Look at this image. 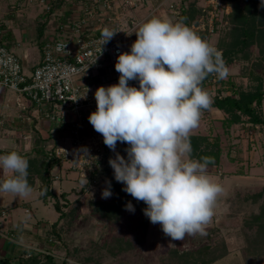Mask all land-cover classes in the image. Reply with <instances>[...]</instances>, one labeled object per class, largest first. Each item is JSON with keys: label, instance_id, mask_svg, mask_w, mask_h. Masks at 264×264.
Segmentation results:
<instances>
[{"label": "rangeland", "instance_id": "rangeland-1", "mask_svg": "<svg viewBox=\"0 0 264 264\" xmlns=\"http://www.w3.org/2000/svg\"><path fill=\"white\" fill-rule=\"evenodd\" d=\"M246 1H130L138 2L137 6L116 1L114 8L106 11L93 0H0V21L5 29L4 44L14 49L24 70L30 73L42 58L37 30L47 15L55 23L72 17L79 18L84 11L91 10L94 16L90 18V28L94 32L95 28L100 27L114 28L118 32L130 30V46L136 40L135 32L138 27L152 17L168 18L173 22L183 19L186 25L217 48L223 56L224 50L231 47V38L227 32L233 26L231 17L234 6L238 2L245 8L248 5ZM50 6L51 10L48 11ZM100 31L98 29L97 32ZM260 48L255 42L251 45L250 59H234L229 64L225 62L229 69L227 78L218 79L215 75H210L211 81L203 88L209 91L213 101L216 96L229 94L231 88L248 91L257 88L259 82L264 84V52ZM17 97V92L0 85V106L12 116L21 110ZM216 109L212 106L205 111L198 128L191 133L210 134L212 143L218 137L221 148L220 163L208 165L207 172L224 186L225 193L219 198L216 215L207 226L206 235L197 234L186 236L183 241H173L164 235L159 224L153 225L149 221L142 208H135L134 213L127 211L125 205L136 200L123 191L124 185L115 180L113 169L109 167L103 169L101 174L94 175L91 180L81 177L79 173L70 172L74 176V179H70L77 183L74 186L68 181L61 184L69 188V192L64 193L72 195L70 198L60 196L62 193L56 194L60 198L61 210L65 213L55 227L56 233L52 230L60 212L55 208L53 197H48L47 201L50 202H46L39 194H31L25 198L2 192L1 204L16 219H27L36 228L39 227V220L44 221L43 228L39 227L38 231L30 230V238L35 240L37 236L39 240L29 242L26 249L32 255L41 252L42 261H45L42 264H46L44 255L47 250L58 262L68 258L70 264H196V259L209 257V251L203 252L201 248L211 242V234L212 242H224L226 246V251L221 247L215 252L225 253V256L212 264H253L254 260L256 263L262 261L264 198L252 195L264 191V125L248 131L242 124H235L230 131H226L221 123L225 114ZM262 111L264 116V102ZM31 112L32 110L30 115ZM62 120L60 115L53 120L51 130H54V134L64 130ZM35 124L36 122L30 131L36 129ZM3 137L0 136L1 145H9L14 141ZM208 147L211 148L209 145ZM119 154L122 156V152ZM59 165H64L66 172L63 179H68V171L72 170L68 168V164L60 162ZM52 174L50 188L58 191L60 188L57 185L54 188L53 181L60 177ZM106 188L112 193L107 199L102 198V191ZM121 191L129 198L126 203ZM99 202L114 204L112 209H108L113 213L98 210ZM27 204L32 209L30 215L25 211ZM93 207L97 209L95 213H92ZM213 228H218L219 232L211 231ZM46 246L48 249L45 250Z\"/></svg>", "mask_w": 264, "mask_h": 264}, {"label": "clouds", "instance_id": "clouds-1", "mask_svg": "<svg viewBox=\"0 0 264 264\" xmlns=\"http://www.w3.org/2000/svg\"><path fill=\"white\" fill-rule=\"evenodd\" d=\"M116 33L105 27L104 43ZM135 35L130 51L117 56L118 83L96 89L88 121L113 152L118 142L128 145L127 158L116 152L108 162L123 191L146 205L143 213L153 225L173 241L206 235L225 188L207 172L213 158H191L190 136L213 105L202 82L209 75L225 79L229 69L222 53L183 19L154 16ZM133 80L138 88L130 86ZM28 168L19 151L0 154L6 176L0 192L29 197ZM111 195L108 188L102 191V198ZM125 208L135 211L131 202Z\"/></svg>", "mask_w": 264, "mask_h": 264}, {"label": "built area", "instance_id": "built-area-1", "mask_svg": "<svg viewBox=\"0 0 264 264\" xmlns=\"http://www.w3.org/2000/svg\"><path fill=\"white\" fill-rule=\"evenodd\" d=\"M116 1L133 3L132 6L139 4L130 2L133 0H93L106 11H111ZM93 16V11L86 10L79 18L72 17L67 21L53 23L50 18L42 58L30 73L24 70L14 49L4 44L5 29L0 21V85L18 93L17 101L21 109L12 116L0 106V136L11 134V126L30 122L36 116L34 112L49 121L60 115L70 142L68 145L49 146L46 155L58 160L59 164H68L72 172L88 180L109 168V159L115 158L116 152L124 149L120 142L115 152L109 149L103 143V137L89 123L88 116L96 110V89L118 83L119 73L115 70L117 56L130 51V30L118 32L111 28L117 33L104 43L103 28H95V32L90 28ZM98 29L101 31L97 32ZM129 84L139 87L135 80L129 81ZM29 107H34L31 115ZM23 137L28 138L27 134ZM42 252L45 253V250ZM30 253L28 250L25 256L31 257Z\"/></svg>", "mask_w": 264, "mask_h": 264}, {"label": "trees", "instance_id": "trees-1", "mask_svg": "<svg viewBox=\"0 0 264 264\" xmlns=\"http://www.w3.org/2000/svg\"><path fill=\"white\" fill-rule=\"evenodd\" d=\"M247 6H240L237 2L234 6V12L232 13V23L233 26L227 32L231 38L230 49L224 50V55L222 56L226 64L232 63L234 59H250L252 56L251 45L255 42L261 47L260 49L264 52V3L262 0H247ZM245 10V11H244ZM48 18V15H47ZM41 23L38 26L37 37L38 44L40 47V52L42 55V46L45 43V32L48 24L49 18ZM186 20V19H185ZM229 28V27H228ZM228 30V29H227ZM211 76L209 75L203 82L202 87L206 86L209 81H211ZM264 102V84L259 82L258 87L254 90H239L231 88L229 94H223L222 96H216L213 101L214 107L220 109L224 112L225 117L221 121L222 126L225 127L226 131H230V128L235 124H242L246 130H253L259 126L264 125V116L262 111V105ZM191 158L200 159L201 157H211L214 160V163L209 165H218L221 160V148L219 144V138L216 137L213 143L210 138V134H191ZM211 146V148L208 147ZM124 149H122V156L127 158L126 148L127 144L123 143ZM212 146H214L212 148ZM59 163L58 160L49 158L44 152H40L34 158H30V164L28 171L30 174H37L39 180L44 184L45 189L41 192L42 198L44 200L48 197H53L55 199V208L60 212V217L54 224V233H56L55 227L58 225L60 219L65 216V213L61 210L60 198L54 193L50 188L53 176L50 174L51 169ZM29 182V181H28ZM32 187L34 186L33 182L29 183ZM115 186H120V184H114ZM264 190V189H263ZM122 196L124 197V202L128 201V197L123 191H121ZM60 196L67 198L66 193H62ZM253 197L264 198V191L257 194H253ZM134 208L144 209L146 205L142 202H132ZM98 206V204H97ZM114 204L110 202H99L98 210L112 209ZM94 207L92 208V213H95ZM107 213H113V211L108 210ZM120 213V212H118ZM211 231L219 232L218 228H213ZM51 233V231H49ZM209 235V234H208ZM59 236V235H58ZM210 243L204 245L201 249L203 252H208L209 257L195 260L196 264H212L217 260L225 256V253L215 254L217 249L223 248L226 251V246L224 242H212L213 238L211 234L209 235ZM49 241V240H46ZM48 249V246L45 247V250ZM41 252L34 253L30 258L21 257L18 264H42L45 261H42ZM44 255V254H43ZM46 258V264H70L68 258L63 259L61 262H58L51 252L47 250V253L44 255ZM251 263L250 261H247ZM0 264H14L12 257H3L0 258ZM253 264H264V259L258 263L253 261Z\"/></svg>", "mask_w": 264, "mask_h": 264}, {"label": "crops", "instance_id": "crops-1", "mask_svg": "<svg viewBox=\"0 0 264 264\" xmlns=\"http://www.w3.org/2000/svg\"><path fill=\"white\" fill-rule=\"evenodd\" d=\"M33 109L34 107H32L31 109L29 107V110L33 111ZM216 110L222 114V111L220 109L217 108ZM34 114L36 115L35 116L36 119L32 118L30 122H26V124H23L21 126L19 125L11 126V129L13 128L11 131V134L5 135L4 137L5 139L12 138L14 139V141L12 142V144H9V145H6L5 143L1 145L0 143V153L1 154H5L15 149L19 151L22 155H24L28 159V162L30 164V158H34L40 152H44V154H46V150L49 146L69 144L70 137L67 131L65 130L57 131L56 134H54L53 133L54 130H51L54 121L46 120L45 118L38 116L36 112H34ZM34 122H36L35 127L37 130L35 129L34 131L33 130L30 131L31 128H33L32 125H34ZM23 134H27L28 138L25 139L23 137ZM30 135H31V138H30ZM63 166L57 164L50 171V173H54L60 176L58 180L53 181L54 188H55V185H57V187L60 188L58 190L59 192L54 189V193L57 195H60V193H64V191L69 192L68 191L69 188H66L63 185H61L62 182H66V181L71 182L73 186H74V183H77L76 181L74 182L73 180H71V179H74V176L71 175L70 173L72 171H68V174L70 173L69 175L66 173L67 176L69 177L68 179H63L65 178V172H66L64 170L65 167ZM28 173H29L28 175L29 183L33 182L34 184V186L32 187L33 188L32 194L33 195L39 194V197L42 198L41 192L38 191V186L39 184H43V183L39 180L37 174L36 175L30 174L29 171ZM242 176L250 177L249 175H242ZM5 178H6L5 174L0 172V180H3ZM44 189H45V186H44ZM1 193L2 192H0V200L3 199V196L1 199ZM71 196L72 195H67V197L69 198ZM45 201L50 202V201H47V199ZM25 211L29 213V215L30 213L32 214V209L30 208L29 204L25 206ZM57 219H58V216H57ZM15 225L17 226L15 227ZM43 225H44V221L39 220L38 226L43 228L42 227ZM39 227L36 228L32 226V224L29 221H27V219H16L15 216H12L11 211H8V209L5 208L1 204V201H0V258L12 257L14 264H18L19 259L21 257H24V254L28 251V249H26V246L30 244L29 242L33 243V241L39 240V237L37 236L35 240H33L32 237L30 238V230L32 231V229H36L38 231ZM34 233H36L35 235H38L37 232H34Z\"/></svg>", "mask_w": 264, "mask_h": 264}, {"label": "water", "instance_id": "water-1", "mask_svg": "<svg viewBox=\"0 0 264 264\" xmlns=\"http://www.w3.org/2000/svg\"><path fill=\"white\" fill-rule=\"evenodd\" d=\"M43 189H44V185H43V184H39V186H38V191H39V192H42Z\"/></svg>", "mask_w": 264, "mask_h": 264}]
</instances>
